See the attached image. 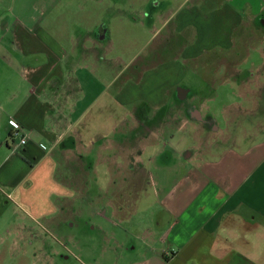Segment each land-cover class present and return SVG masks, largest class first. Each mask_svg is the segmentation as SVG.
Returning <instances> with one entry per match:
<instances>
[{
	"label": "crops",
	"instance_id": "0c3cea01",
	"mask_svg": "<svg viewBox=\"0 0 264 264\" xmlns=\"http://www.w3.org/2000/svg\"><path fill=\"white\" fill-rule=\"evenodd\" d=\"M209 1L160 13L145 8L141 57L124 63L135 73L120 87L106 64L119 42L104 23L72 36L54 27L52 7L0 17V25L7 21L0 31V207L24 212L6 220L0 253L20 250L47 264L56 257L65 264H264V122L257 118L264 113V72L238 70L242 102L226 104L206 99L212 88L176 86L185 66L165 64L168 52H181L187 66L237 43L247 2ZM122 40L134 45L131 37ZM258 57L253 68L261 66ZM246 76L259 81L243 87ZM95 108L105 122L94 119ZM10 120L26 136L22 147ZM57 169L71 182L57 181ZM85 169L99 179L92 198ZM145 169L177 175L144 201L138 196ZM133 198L139 200L132 205ZM49 228L62 238L59 251L46 245Z\"/></svg>",
	"mask_w": 264,
	"mask_h": 264
},
{
	"label": "rangeland",
	"instance_id": "374dc122",
	"mask_svg": "<svg viewBox=\"0 0 264 264\" xmlns=\"http://www.w3.org/2000/svg\"><path fill=\"white\" fill-rule=\"evenodd\" d=\"M198 1L200 0H4L2 3L7 6L0 7V17L10 21L11 12L14 15H18L23 11L24 7H52L54 9L52 11L57 12V14H55L56 16L54 15L55 17H57V20L55 21V24L51 22L49 23L51 25L53 24L54 27H60L59 25L64 26V31L70 32V35L72 36L78 35V32L83 30L84 28L90 29L93 24L95 25L99 24V22H102L105 24L106 29L109 30V32L107 33L109 38L115 39L117 42L122 43V41H124L122 40L124 37H131L132 40H134V45L123 47L122 45H119V43H117L115 51L109 57V59H111L112 61L110 60V62H106L107 65H111V68L115 70L117 75V82L115 86L120 87L122 86V84H125L128 79L132 78L135 73L133 70H131L130 66L125 67L124 63L128 61L129 56L136 53H138V55L141 57L140 52L142 50L140 43H142V41L146 37V34L148 33L147 29H145L146 25L142 26V24H146L142 11H144L145 8L149 10L152 9L150 7H154L155 11L159 13L166 12L168 10L176 11L181 8L189 9L191 8L189 6H191L192 4H196ZM245 1L247 3L245 6L244 15H242L245 22L244 27L235 34V38L237 39L235 41L237 43H234L230 50L222 52H219L218 50L212 51L211 53H207L209 55H205V59L188 62V64L190 65L187 64V66L184 65L183 55L181 54V52L172 54L168 52L167 54H165V59H170L165 62L166 67H168V65H171L172 61L177 62L178 66L180 67L184 68L185 66L184 69H186V71L181 72L182 81L176 86L203 92L207 91L206 88H212V90L214 89L213 92L211 91L209 97H206L208 101L211 100L213 102L217 101L218 103L223 102L226 104L232 102H235V104L236 102H242L241 99L236 97L237 86L235 85V76L238 70L242 69L244 71V69L248 68L249 71L255 74H258V71L264 72V0H259L260 2L258 0ZM254 1H258L261 7H256L252 12L251 5ZM184 2L187 3L186 7H179L183 6ZM223 2H229V0L209 1V3L212 4V7L220 5ZM59 11L63 12L62 15L58 13ZM118 11H123L124 14H120L118 13ZM51 16H53V14ZM6 23L7 21L4 20V23L0 25V31H4V29L1 28H5L4 26L7 25ZM148 26L149 23L147 24V28ZM243 33L244 35L242 37L241 35ZM63 36H65V33H63ZM240 36L241 39L238 41V37ZM178 47H180V51H182L184 43H182V45ZM178 47L175 50H177ZM142 55H144V53ZM258 56L261 57V61L263 60L261 63H259L261 64V66L258 65L253 68L254 65L251 62L252 58L259 59ZM210 57H212V59L207 61V59H209ZM174 66L176 67V65ZM171 68L172 66H170L168 70L165 69V80L168 79L169 75H172L170 72ZM244 73L245 71L243 72V74ZM102 76L104 77V75ZM135 76L137 75L135 74ZM257 77L249 78L248 76H246V80H242L241 85L243 87L252 86L259 81H255ZM136 80H131L130 82ZM262 80L263 79L261 78L260 82H262ZM145 83L146 82H142L141 84H139L141 89L145 87ZM216 87H218L219 89L215 90ZM143 92H145V90H143ZM92 114H95L94 119L105 122V113L98 116L96 115L98 113L95 108L92 110ZM216 114L217 120L221 122V119H223V121H225V118L219 115L221 114V111H217ZM230 117L231 116L229 115V118ZM257 118H259L261 122H264V113L261 115H257ZM251 121L253 122L254 120ZM106 130L107 126H102V133L106 132ZM168 171L171 172L168 173ZM64 172V169H57L54 174V178L57 181L61 179L65 183H70L71 180L68 178L66 179L67 171L65 172V175H63ZM84 172V182L86 184V187H88L86 191H88V197L92 198L94 193V186L99 184V179H95L92 169H85ZM145 174L146 176L142 180L144 182L143 190H141L142 194L138 196L139 198L142 197L144 201H151L152 199H155L157 197V193L162 194L163 191L162 188H160L159 184L161 183L159 182L165 181L167 182L166 185H168L170 183L169 181H172V178L177 175L174 169H145ZM61 175L63 176L61 177ZM102 183H104V181H102ZM53 192L54 195H56V197L54 196L55 198H53L55 200L59 197V191L58 189L53 188ZM138 192L139 191L135 190L131 192L132 197H136L135 194L137 195ZM139 198L131 199L132 205L133 203H135V201L139 200ZM19 204H21L23 208L28 210V207H26L22 203ZM138 208L141 209L142 207ZM132 209H134V206L132 207ZM22 212L20 207L18 208L15 206H11L7 210L0 207V241L2 232L1 230H3L4 226H6L7 224L6 220L9 217L19 216L18 214H21ZM61 240L62 238L57 235L53 229H48V236L46 239L47 247L49 246L48 243L52 242V244H54V247L59 251V246H57V244L60 243ZM60 251L63 252L61 247ZM48 256L49 255H47V257ZM49 261L50 259L42 258L39 262H37V258H35L34 262L31 254H23L20 250H16L12 254L0 253V264H47ZM54 261L55 264H65L59 257L54 258ZM84 264L86 263L84 262ZM87 264H91V262L87 261Z\"/></svg>",
	"mask_w": 264,
	"mask_h": 264
},
{
	"label": "built area",
	"instance_id": "2783aa9c",
	"mask_svg": "<svg viewBox=\"0 0 264 264\" xmlns=\"http://www.w3.org/2000/svg\"><path fill=\"white\" fill-rule=\"evenodd\" d=\"M9 124L11 125L12 129H13V133L12 135L14 137H19V145L22 147L25 145L26 143V136H20L19 131H20V125L15 121V120H10Z\"/></svg>",
	"mask_w": 264,
	"mask_h": 264
},
{
	"label": "bare ground",
	"instance_id": "6f19581e",
	"mask_svg": "<svg viewBox=\"0 0 264 264\" xmlns=\"http://www.w3.org/2000/svg\"><path fill=\"white\" fill-rule=\"evenodd\" d=\"M103 19V18H102ZM105 33V32H104ZM143 168V167H142Z\"/></svg>",
	"mask_w": 264,
	"mask_h": 264
}]
</instances>
